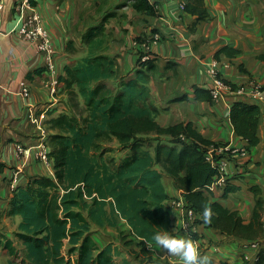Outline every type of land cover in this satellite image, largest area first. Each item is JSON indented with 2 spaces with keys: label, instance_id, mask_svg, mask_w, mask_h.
Listing matches in <instances>:
<instances>
[{
  "label": "trees",
  "instance_id": "1",
  "mask_svg": "<svg viewBox=\"0 0 264 264\" xmlns=\"http://www.w3.org/2000/svg\"><path fill=\"white\" fill-rule=\"evenodd\" d=\"M156 4L125 0L119 7L129 5L140 14L154 17ZM183 10L195 17L191 31L197 22L209 18L203 0H186ZM112 16V12L106 14L81 36L86 48L83 56L78 57L73 41L65 45L66 53L77 59L73 66H64V76L58 77L64 84L69 113L48 121V128L54 131L47 139L54 173L52 177L29 178L24 186L12 191L5 215L20 217L14 237L22 249L17 250L8 239L0 241V247L11 257L8 264H72V257L74 264H131L127 260L117 262L112 244L100 248L91 237L93 226L118 228L117 220H123L129 228L127 245L136 244V257L149 263L146 245L155 243L152 235L168 232L177 217L170 215L172 198L166 193L164 179L181 192L195 213V226L248 242L262 241L263 201L259 190L251 188L256 203L249 223H243L236 212L221 203L209 200L207 187L213 183L216 170L206 162V150L225 145L206 139L191 123L158 124L160 112L149 86L158 70L157 58L141 62L134 80L119 75V56L108 54L110 43L116 41L105 28ZM237 53L221 48L214 58ZM259 59L264 60V54ZM175 67L166 64V68ZM42 71L44 68L29 73L27 80ZM194 99L213 103L209 90L199 87L194 88ZM261 112L259 106L239 101L229 109L234 133L250 147L259 142ZM110 143H116V148L108 146ZM147 143L154 144L152 152L146 148ZM114 151L125 154L118 161L106 157ZM237 190L227 182L222 196ZM205 211L210 214L207 221ZM189 238L198 239L196 234ZM254 264H264L262 252Z\"/></svg>",
  "mask_w": 264,
  "mask_h": 264
},
{
  "label": "crops",
  "instance_id": "2",
  "mask_svg": "<svg viewBox=\"0 0 264 264\" xmlns=\"http://www.w3.org/2000/svg\"><path fill=\"white\" fill-rule=\"evenodd\" d=\"M19 1L0 0V85L4 87L0 91V241L10 240L17 250L22 249L21 243L14 237L20 217L5 215L12 191L24 186L29 178L52 177L54 173L52 157L48 161H40L35 156L43 134L32 124L28 114L37 113L38 108L44 106H50L49 120L69 113L62 82L57 87L55 98H52L46 88L45 71L27 80L29 73L43 69L44 56L37 52L33 42L13 32L14 6ZM124 1L30 0V4L40 12L51 37L53 61L59 76H64V66H73L77 59L66 53V43L73 41L78 49V57L83 56L86 48L81 36L106 14L114 13L107 19L105 28L118 41L115 54L119 56V75L126 80H134L143 56L157 58L158 70L149 86L152 100L160 112L158 124L166 127L191 123L206 139L244 151L245 155L230 156L227 169L228 185L238 190L224 198V188L216 187L207 194L211 202L221 203L228 210L236 212L243 223H249L256 203L251 188L259 190L263 201L261 221L264 225L262 116L257 126L259 142L255 147L248 146L246 141L236 136L228 120L232 103H247L248 85L251 82L264 86V60L259 59L264 54V0H203L209 18L197 22L193 31L190 28L195 23V17L183 10L186 0H148L149 3H157V15L154 17L140 14L129 5L119 7ZM155 34L159 36L156 42L151 40ZM221 48L238 53L220 54L215 59V53ZM168 62L175 64V69L166 68ZM213 70L223 81L236 88H244L243 97L225 91L218 103L195 101V87L206 90L212 87ZM24 80L30 90L28 98L18 95L20 82ZM53 134L54 131L46 129V135ZM16 145L26 150L23 161L16 155ZM50 151L51 148H48ZM163 184L169 198L179 196V191L172 188L169 180L164 179ZM165 204L168 206L169 202ZM170 215L174 216L173 213ZM174 218L168 233L189 238L180 219ZM123 222L117 220V226ZM101 230L111 236L107 241L113 237L118 240V232H115L118 228L93 226L91 237L100 248L111 243L104 242ZM196 232L198 239L191 240L200 254L209 258L210 264L255 263L258 255L255 242L227 236L203 225H196ZM263 241L264 238L257 243ZM132 245H120L116 250L120 253L116 254L115 260H127L131 264H182L178 257L168 254L156 243L146 245L151 261L141 262L142 257H136L139 248ZM0 253L10 261L6 250L0 247ZM71 263L74 264V257Z\"/></svg>",
  "mask_w": 264,
  "mask_h": 264
},
{
  "label": "built area",
  "instance_id": "3",
  "mask_svg": "<svg viewBox=\"0 0 264 264\" xmlns=\"http://www.w3.org/2000/svg\"><path fill=\"white\" fill-rule=\"evenodd\" d=\"M2 10V5L0 3V11ZM14 18L15 27L13 32L30 42L35 44V48L38 53L44 56V71L46 73V88L51 94L52 98H55L57 93V87L59 85V74L56 70V66L53 61L54 51L52 47L51 37L46 30L42 16L31 4L30 0H21L16 2L14 6ZM152 41L156 42L159 40L158 35H152ZM149 57L143 56L141 62L148 60ZM213 84L209 88V93L213 99V102L218 103L225 91L235 93L239 97H243L245 94V89L242 87L232 89L229 84H226L215 70L212 71ZM4 90V87L0 85V91ZM248 100L247 103H252L261 109L262 125L264 129V86L251 82L248 85ZM18 95L22 98H28L30 95V90L27 81L20 82V90ZM50 106H44L38 108L37 113H29V120L38 128L42 135V141L39 144V151L36 152V158L40 161H48V135H46V129L48 128ZM264 151V143H263ZM16 155L20 161H23L26 157V150L21 145H16ZM229 155H245V152L236 148H230L228 146H210L206 150L205 160L208 162L215 170L216 175L214 181L211 185L207 187L208 191L211 192L214 188H224L228 182L227 169L230 163ZM171 212L177 216L183 226L184 232L190 237L192 234H197L196 226L194 221L197 218L195 213L187 206L181 192L179 191V196L173 198L170 201ZM257 248L258 253L262 252L264 254V241L261 243H256L254 245ZM256 260V259H255Z\"/></svg>",
  "mask_w": 264,
  "mask_h": 264
},
{
  "label": "clouds",
  "instance_id": "4",
  "mask_svg": "<svg viewBox=\"0 0 264 264\" xmlns=\"http://www.w3.org/2000/svg\"><path fill=\"white\" fill-rule=\"evenodd\" d=\"M204 212V220L209 218ZM152 240L168 254L178 257L182 264H210L209 258L200 254L198 247L190 238L172 236L168 232H156Z\"/></svg>",
  "mask_w": 264,
  "mask_h": 264
},
{
  "label": "rangeland",
  "instance_id": "5",
  "mask_svg": "<svg viewBox=\"0 0 264 264\" xmlns=\"http://www.w3.org/2000/svg\"><path fill=\"white\" fill-rule=\"evenodd\" d=\"M117 45H118V41L117 40L116 41H112L110 43L109 50H108V54L109 55H112V56L118 55V54H115ZM110 85L113 86V83L111 82ZM149 138H152V136H150ZM108 146H111L113 148H116L117 144L116 143H110V144H108ZM145 146H146V148L148 150H150L152 152V149L154 147V144L153 143H147ZM124 154H125V152H117V151H114L112 153H108L106 155V157L107 158L108 157H113V158H115L116 161H118V159H120ZM118 221H120V220H118ZM127 229L129 230V228L126 225L125 222H123L122 224L118 225V230H120V231H118V230L115 231L116 233L118 232V236H117L118 237V240H115L114 237H113L111 241L110 240L107 241V239H110L111 238V236L108 234V232H106V231L103 232L101 230V232L103 233V236L106 238V239L103 238L104 239V242H111L110 244H112V245L115 244L116 245V247L114 248L115 250H117L120 247V245L123 246V247H128L129 245H127L126 242L130 238L128 236ZM132 247L134 248L136 246H134V244H133ZM18 250L20 251L21 249H18ZM117 253H120V252H117ZM116 254H115V256H116ZM10 260H11V257H10ZM117 262H120V261H117ZM8 263H9V259L8 258H5L4 256H2L1 253H0V264H8Z\"/></svg>",
  "mask_w": 264,
  "mask_h": 264
}]
</instances>
